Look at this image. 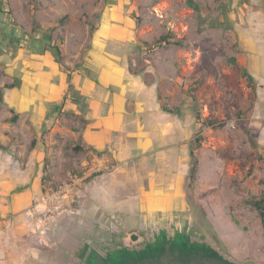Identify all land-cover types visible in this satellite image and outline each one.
Wrapping results in <instances>:
<instances>
[{
  "label": "rangeland",
  "instance_id": "374dc122",
  "mask_svg": "<svg viewBox=\"0 0 264 264\" xmlns=\"http://www.w3.org/2000/svg\"><path fill=\"white\" fill-rule=\"evenodd\" d=\"M10 33L23 37L19 46L9 44ZM162 38L185 47L165 46ZM45 44L58 46L62 57L50 81L64 87L62 102L77 101L62 113L63 133L70 129L77 136L84 128L93 96L80 92L84 81L100 87L106 78L110 86L98 88L108 93L102 113L120 95L119 102L137 116L130 135L147 126L153 145L142 152L125 142L134 158L124 167L120 162L116 173L123 202L109 203L92 194L107 191L108 177L89 186L93 174L117 167L109 150L70 151L76 139L59 134L64 158L54 181L47 182L60 185L70 174L81 180L78 194L60 218L40 224V240L29 237L25 226L8 230L13 219H0V264H36L32 252H39V264H70L72 252L81 251L78 245L87 239L94 247L108 242L101 224L89 237L88 223L118 218L117 211L124 215L129 208L143 210L145 203L152 213L166 199L174 217L192 216L233 261L263 258L264 224L250 202L264 198V0H0V89L19 82L17 72L12 82L9 75L18 56ZM45 54L54 62L50 49ZM53 107L48 104L47 115ZM5 116L1 101L0 120ZM44 177L51 179L49 173ZM116 229L120 239L136 232L119 224Z\"/></svg>",
  "mask_w": 264,
  "mask_h": 264
},
{
  "label": "crops",
  "instance_id": "0c3cea01",
  "mask_svg": "<svg viewBox=\"0 0 264 264\" xmlns=\"http://www.w3.org/2000/svg\"><path fill=\"white\" fill-rule=\"evenodd\" d=\"M44 55L40 56L32 54L31 51L30 53L24 51L18 56L19 61L11 66L10 82L13 81L14 72H17L19 85L13 89L3 90L2 102L6 116L5 119L0 120V146L4 148L2 151L0 150L2 161L0 162V219H13L8 230L18 231L19 227L25 226L27 235L29 237L36 236L39 240L40 226L51 225L53 219L40 225L38 217L33 214L32 202L39 197L47 183H52L47 181H54L56 178L54 174L58 170L59 162L64 158L62 150L58 146L61 140L59 134L75 138L76 143L72 147L79 145L81 151L87 149L92 153L99 154L109 150L117 167L110 173L95 176L89 182L92 189L99 180L102 179L103 182L105 178H109L104 183L107 186V191L100 190L102 193L98 194L94 191L92 193L101 201L105 198L109 203L123 202L118 198L119 188L122 184L117 180L116 173L120 162L124 167L125 162L134 158L133 149L126 150L124 147L126 143L135 142L142 152L147 151L153 145V142L146 137L150 134L147 126L144 130L138 128L139 134L135 133L138 137L141 136V139L136 140L135 134L130 135L136 125L137 116H134V112L130 114L125 104L123 105L122 101L119 102L120 95H114L116 99L109 105L106 114L102 113L103 98L108 97V93H104L103 88L100 90V87L110 86L106 78L100 87H92V82L89 79L84 81V86L82 85L79 89L82 95H87L88 92L93 93L90 99L91 103L88 105V115L83 118L84 128L77 136L70 135V129H65L67 133H63L60 119L66 116L62 113L67 112L68 108H73L74 105L69 99L62 102L65 96L64 87L50 81V76L57 69V64L46 57V54ZM41 75L49 77L46 79L47 82L45 79L41 82ZM61 102L63 104L61 109L55 110ZM48 104L55 107L47 115ZM75 110L73 109V111ZM9 113L12 115L7 116ZM145 113L144 111L143 114ZM13 115L18 116L15 123L9 122ZM90 121L97 125L100 124V127L89 126ZM120 147H123L124 150ZM134 153L137 154V151L135 150ZM80 157L76 156L73 159L79 160ZM47 173L51 176L49 180L44 177ZM110 177H113V180ZM30 256L33 257L32 260L36 264L40 261L39 252H32Z\"/></svg>",
  "mask_w": 264,
  "mask_h": 264
},
{
  "label": "flooded vegetation",
  "instance_id": "af4514ba",
  "mask_svg": "<svg viewBox=\"0 0 264 264\" xmlns=\"http://www.w3.org/2000/svg\"><path fill=\"white\" fill-rule=\"evenodd\" d=\"M166 204V206L160 205L158 211L155 210V212L151 213L148 211L145 203L143 210L134 211L132 208H129L128 212L123 211L124 215L117 211L118 218L115 215H111V218L101 216L97 219L98 223L95 225L88 223L86 234L89 237L101 224L102 228L99 230L101 233L104 231L103 234L109 237L108 242H105V244L100 243L94 247L90 245V241L87 239L84 245H78V249L81 248V251L74 250L72 252L70 264H144L149 262V259L153 256L160 255L163 251H170L172 253L176 250L182 251L183 247L190 250L206 247L217 255L219 254L227 262H237L233 261V258L219 243H214L211 240V235L202 227V224L195 226L192 216L185 218V216L177 215L174 217L172 214L174 211L167 210L169 207H172L171 201L166 199ZM104 218L105 220H103ZM85 219L88 221L93 218ZM117 224L125 228L131 226L136 232H131L127 235V238L120 239L122 236H120V231L116 229ZM113 236L119 239V244H115L116 239ZM125 240H128V242H125ZM185 254L189 257L195 256L192 252H186ZM186 260L192 261L193 259L188 258ZM194 262L195 260L192 261V263ZM248 262L242 261L240 263L264 264V254L261 260L253 261V263ZM47 264L60 263L51 259Z\"/></svg>",
  "mask_w": 264,
  "mask_h": 264
},
{
  "label": "built area",
  "instance_id": "2783aa9c",
  "mask_svg": "<svg viewBox=\"0 0 264 264\" xmlns=\"http://www.w3.org/2000/svg\"><path fill=\"white\" fill-rule=\"evenodd\" d=\"M80 184L81 180L70 174L60 185L47 183L39 197L32 202L33 214L38 217L40 224H46L65 214L66 209L73 203V196H77Z\"/></svg>",
  "mask_w": 264,
  "mask_h": 264
},
{
  "label": "trees",
  "instance_id": "16d2710c",
  "mask_svg": "<svg viewBox=\"0 0 264 264\" xmlns=\"http://www.w3.org/2000/svg\"><path fill=\"white\" fill-rule=\"evenodd\" d=\"M193 8L195 10H197V6H194L193 5ZM43 32H45V31H43ZM8 36L10 37V39H12L9 44L11 45V44L14 43L13 44L14 46H15V44H16V42H17L18 39L20 41L23 39V37L17 38L14 34H11V33ZM32 40H33V43H34L33 45L34 46L35 45L38 46L37 45L38 43L40 44V41L38 39H32ZM160 40H161V42L163 41L165 43V46H176V47H180V48L185 47V44L183 42H181V41H172L171 42L168 39H164V38H162ZM13 45H11V46H13ZM19 45H20V43L18 41V43H17V45L15 47H17ZM45 46L46 47H42L41 50L40 49L35 50V48H33V49L31 48L32 49L31 50L32 54L44 55L50 49L52 51V56L54 58V62L56 64H60V62L62 60V57H61V52H60L58 46H56V45H46V44H45ZM47 46H49V47L47 48ZM232 62L235 63V59H232ZM242 75H243L244 78H246V80L249 83H252L253 82V78L245 70L242 71ZM18 85H19V82L18 81H15V80L11 84L4 85L3 88L0 89V102L2 101V93H3V90L13 89V88L17 87ZM71 102L77 103V101L75 99H73V98L71 99ZM62 106H63V104L61 103L59 106H56L55 110L56 109L57 110H60ZM163 111L164 112H167V113H171L170 111H167L165 109H163ZM17 119H18V116L17 115H13L11 117V119L9 120V122L15 123L17 121ZM208 125L212 126V128H216V129L217 128H222L224 126L223 123L213 124L211 122H209ZM3 149L4 148L0 146V150H3ZM71 150L74 151V152H79V151H81V147L79 145H77V146H74V147L70 148V151ZM99 174L100 173L93 174L91 177H95V176H97ZM250 204L258 212V215L260 217V221H261L262 224H264V198L263 199H260L258 201H254L252 203L250 202Z\"/></svg>",
  "mask_w": 264,
  "mask_h": 264
},
{
  "label": "water",
  "instance_id": "95a60500",
  "mask_svg": "<svg viewBox=\"0 0 264 264\" xmlns=\"http://www.w3.org/2000/svg\"><path fill=\"white\" fill-rule=\"evenodd\" d=\"M178 246V245H177ZM179 248V247H177ZM184 252V253H182ZM186 252H192L195 256L189 257ZM191 258L195 260L194 263L192 261H188L186 259ZM144 264H241L238 262H227L224 258H222L219 254L217 255L214 251L203 247L200 249L190 250L189 248L184 249L182 251H163L160 255L153 256L149 259V262Z\"/></svg>",
  "mask_w": 264,
  "mask_h": 264
}]
</instances>
